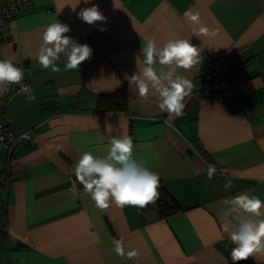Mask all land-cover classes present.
<instances>
[{
	"label": "crops",
	"instance_id": "1",
	"mask_svg": "<svg viewBox=\"0 0 264 264\" xmlns=\"http://www.w3.org/2000/svg\"><path fill=\"white\" fill-rule=\"evenodd\" d=\"M31 1L2 40L3 58L28 65L35 99L20 96L0 116L13 133H33L11 157L0 153V215L8 222L0 264H233L223 224L234 220L224 215V198L246 191L264 199V0H91L106 17L95 24L78 17L83 0ZM188 9L197 22L184 16ZM55 19L93 49L79 68L65 69L63 53L56 70L36 59L42 30ZM194 23L207 31L194 34ZM148 37L161 45L191 39L200 55L231 54L245 77L233 94L246 108L212 100L196 64L179 69L192 81L181 114L161 111L151 93L139 98L125 74ZM120 90L122 109H97L101 96ZM124 132L180 212L161 218L137 205L101 208L84 191L74 174L81 152L103 155L108 136ZM209 162L217 169L211 180ZM114 237L123 238V253L114 251ZM254 255L236 264H264V252Z\"/></svg>",
	"mask_w": 264,
	"mask_h": 264
},
{
	"label": "clouds",
	"instance_id": "2",
	"mask_svg": "<svg viewBox=\"0 0 264 264\" xmlns=\"http://www.w3.org/2000/svg\"><path fill=\"white\" fill-rule=\"evenodd\" d=\"M83 2L88 6L77 13L80 19L89 24L106 19L98 4L91 0ZM184 16L197 22L199 13L188 9ZM70 31V26L59 19L44 26L36 55L40 65L58 69L56 61L61 59L60 54L63 53L65 69H73L79 68L82 62L91 57L92 47L67 35ZM206 31V25L198 23L197 26L194 23V34ZM199 56V46L193 44L191 39L170 38L161 45L154 37H148L142 41L136 54V69L131 74L126 73L125 79L129 86L134 85L139 98L147 99L151 93L156 97L161 111L179 115L192 87V81L179 69H190L197 63ZM24 74V69L14 63L11 57L0 58V83H20L19 91L28 100H33L35 96L32 85L22 82ZM134 152V139L126 132L108 136L107 149L103 155L94 154L90 150L81 152L74 164V174L98 207H108L110 203L143 207L156 200L159 174L146 165L143 157L134 155ZM206 170L207 177L211 180L216 174V165L209 162ZM232 185L233 180L226 178L224 189L227 191ZM224 203L227 205L225 217L232 216L234 220V223L226 221L223 224L233 245L230 251L231 261L236 264L250 256L255 259V253L264 252V199L242 191L226 196ZM112 244L117 253L125 251L122 237H114ZM135 253L136 250L132 249L127 254L131 256Z\"/></svg>",
	"mask_w": 264,
	"mask_h": 264
},
{
	"label": "built area",
	"instance_id": "3",
	"mask_svg": "<svg viewBox=\"0 0 264 264\" xmlns=\"http://www.w3.org/2000/svg\"><path fill=\"white\" fill-rule=\"evenodd\" d=\"M31 6V0H0V58H3L1 55L2 40L8 21L21 10ZM16 64L24 69L25 74L22 82L30 84L28 82V65L25 62ZM196 67L207 79L206 84L209 87V96L212 100L217 103L227 102L235 111H243L246 108V103L233 94L244 83L245 77L241 74V67L231 54L225 52L219 54L202 53ZM19 88L20 83L4 82L3 91L0 93V116L7 112L11 102L25 95L19 91ZM32 136L33 133L30 131L17 135L0 121V153L6 152L11 157L16 147L24 140H30ZM3 171L4 168L0 160V180L3 178ZM6 184L5 192L8 193L9 184ZM0 230L7 234L8 222L1 215Z\"/></svg>",
	"mask_w": 264,
	"mask_h": 264
},
{
	"label": "trees",
	"instance_id": "4",
	"mask_svg": "<svg viewBox=\"0 0 264 264\" xmlns=\"http://www.w3.org/2000/svg\"><path fill=\"white\" fill-rule=\"evenodd\" d=\"M121 91V92H120ZM120 94L104 95L99 98L97 109L104 110H119L123 107L121 104L127 99V93L120 90ZM143 210L154 211L161 218L170 217L181 211L178 201L173 198L161 185L158 186V196L154 202L141 207Z\"/></svg>",
	"mask_w": 264,
	"mask_h": 264
}]
</instances>
